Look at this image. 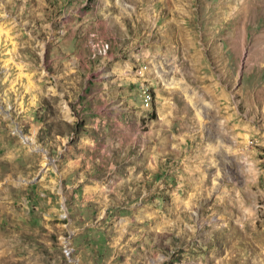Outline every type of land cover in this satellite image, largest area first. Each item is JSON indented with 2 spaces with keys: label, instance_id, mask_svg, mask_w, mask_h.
Listing matches in <instances>:
<instances>
[{
  "label": "rangeland",
  "instance_id": "1",
  "mask_svg": "<svg viewBox=\"0 0 264 264\" xmlns=\"http://www.w3.org/2000/svg\"><path fill=\"white\" fill-rule=\"evenodd\" d=\"M0 264H264V0H0Z\"/></svg>",
  "mask_w": 264,
  "mask_h": 264
},
{
  "label": "built area",
  "instance_id": "2",
  "mask_svg": "<svg viewBox=\"0 0 264 264\" xmlns=\"http://www.w3.org/2000/svg\"><path fill=\"white\" fill-rule=\"evenodd\" d=\"M139 100H140V103H143V106L146 107V98H144V89L141 90V92L139 93Z\"/></svg>",
  "mask_w": 264,
  "mask_h": 264
},
{
  "label": "bare ground",
  "instance_id": "3",
  "mask_svg": "<svg viewBox=\"0 0 264 264\" xmlns=\"http://www.w3.org/2000/svg\"><path fill=\"white\" fill-rule=\"evenodd\" d=\"M172 86V85H171ZM144 98H146V107L150 105L151 98L150 95L147 94L146 92L144 93Z\"/></svg>",
  "mask_w": 264,
  "mask_h": 264
}]
</instances>
